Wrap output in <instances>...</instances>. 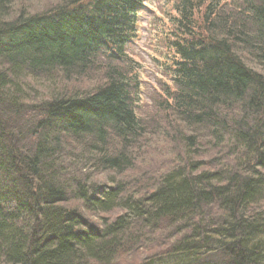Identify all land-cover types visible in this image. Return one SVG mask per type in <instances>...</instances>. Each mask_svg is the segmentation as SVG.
Returning <instances> with one entry per match:
<instances>
[{
	"label": "trees",
	"instance_id": "1",
	"mask_svg": "<svg viewBox=\"0 0 264 264\" xmlns=\"http://www.w3.org/2000/svg\"><path fill=\"white\" fill-rule=\"evenodd\" d=\"M11 1L0 0V264H115L166 228L169 242L140 264H264V0H243L230 17L220 0L180 1L162 107L191 132L176 133L186 158L134 191L93 179L133 169L132 151L152 135L134 105L137 81L119 66L145 0H65L17 15ZM99 70L100 84L73 91L75 77ZM28 78L63 89L31 98ZM204 137L218 151L208 162L195 160Z\"/></svg>",
	"mask_w": 264,
	"mask_h": 264
},
{
	"label": "rangeland",
	"instance_id": "2",
	"mask_svg": "<svg viewBox=\"0 0 264 264\" xmlns=\"http://www.w3.org/2000/svg\"><path fill=\"white\" fill-rule=\"evenodd\" d=\"M64 1L12 0L11 14L17 15L22 8H27V11L32 13L47 10ZM180 1L147 0L144 8L138 14L136 35L132 43L127 47L128 61L124 64L121 63L119 66L124 67L130 76L137 81L134 90V105L138 117L147 124L148 131L152 135L148 134L145 137V141L132 151L137 158L133 169L121 176L109 172L96 175L93 179L95 182L105 184L113 176L117 181H129V191H134L138 188H144L148 184L144 181L151 176H159L169 171L178 164V158L182 160L186 158L184 144L180 139L181 135L176 133L181 132L188 136L191 132L181 122L170 120L173 119V116H170L169 111L165 113L162 107L165 106L168 100L167 93L172 91L174 86L170 68L175 60L178 59L172 44L179 39L178 36L181 34L177 31L178 5ZM222 4L224 17L241 14L243 10L241 0H223ZM204 14L205 7L199 13H196L195 16L196 26L198 27L196 31L203 35L204 32L201 26L203 25ZM243 60L249 68H254L258 72L261 71L259 66L251 64L247 61V58L244 57ZM55 78L58 83L61 81L62 75L56 74ZM102 78L103 74L100 70L93 71L83 77H75L73 85L75 87L77 84V86L73 91L91 90L102 82ZM41 79L28 78L26 80L28 87L34 89L33 93L28 92L31 98L48 97L54 94L52 89L55 86L52 88L46 82V78ZM166 116H170L168 126L164 125ZM177 135H179V139L176 141L172 140V136L175 137ZM200 142L205 150L203 154L196 156L195 160L200 159L208 162V160L217 155L218 151L208 148L209 138L204 137L203 141ZM197 152H202V150ZM137 180L140 183L136 184ZM122 214V211L117 210L111 217L116 218L117 215ZM92 219L99 223L97 218L94 217ZM166 229L160 233L146 234L142 247L120 254L115 264H140L151 253L161 250L169 242L168 237L171 235L170 229Z\"/></svg>",
	"mask_w": 264,
	"mask_h": 264
}]
</instances>
